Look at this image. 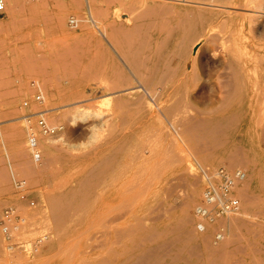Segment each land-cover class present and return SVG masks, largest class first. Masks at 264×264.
Instances as JSON below:
<instances>
[{"label": "rangeland", "instance_id": "374dc122", "mask_svg": "<svg viewBox=\"0 0 264 264\" xmlns=\"http://www.w3.org/2000/svg\"><path fill=\"white\" fill-rule=\"evenodd\" d=\"M17 1L10 0L11 6L0 15V79H3L0 88V216L8 207L15 209L9 223L11 230L5 232L0 224V264H264V190L259 185L264 179V10L258 5L260 0H248L249 9L235 4L234 0H220L228 6L226 12L198 3L208 0H178L174 1L173 11L161 8L149 18L139 16L146 8L143 0L132 4L112 0H19L18 6ZM200 10L207 20L203 28L200 30V26L199 32L192 35V43L198 45L197 54L191 55L193 60L190 67L187 65L190 74L179 89L190 101L188 113L193 117L190 125L183 127L177 116L162 110L150 92V85L141 87L139 95H128L127 91L114 93L122 89L116 73L118 68L126 66V57H123L130 44L142 57L171 59L185 28ZM233 13H243V16ZM152 19L158 24L156 28L149 27L148 21ZM115 27L122 30L116 31ZM201 40L204 41L199 42ZM160 41L168 43L164 45ZM237 42L242 50H247L243 56L252 67L247 79L252 84L233 94L224 89L225 94L221 87L226 71L222 68L223 59L237 48ZM39 118L56 126L58 131L54 135L43 133ZM32 137L37 142L39 160L34 157ZM168 147L171 151L163 153ZM20 148L24 152H20ZM48 148L52 149L54 158H49ZM68 153L75 157L72 163L64 158ZM228 154L235 155L233 166L232 160L226 158ZM121 160L129 161L131 170L145 171V176L141 172L144 180L153 171L154 178L161 179L138 206L128 248L111 245L110 222H103L99 216L111 202L109 174ZM162 160L168 167L165 165L158 173L164 167ZM156 162L162 167L155 168ZM222 167L224 175L211 174ZM238 168L246 173L243 181L251 176L249 182L243 184V192L247 194L234 191L231 198L239 201L244 213L240 210L220 217L215 203L224 190L227 174H233ZM86 171L93 181L90 195L85 207L72 215L67 232L70 234L59 242L48 194L65 187H78ZM101 177L107 181L102 183L103 190L99 185L98 198ZM150 177L153 178V174ZM172 186L173 190L176 186L177 192H183L182 197L171 190ZM192 189H196V195L187 208L185 201ZM204 189L216 195V201L213 199V203L206 204L213 214L209 215L208 211L204 214L206 217H201L196 209L205 203ZM217 231L222 235L217 237ZM240 232L242 236L238 237ZM53 238L55 244H52ZM228 240L230 245H227ZM66 244L70 247L69 254L65 251L69 248ZM61 248H66L65 255Z\"/></svg>", "mask_w": 264, "mask_h": 264}, {"label": "bare ground", "instance_id": "6f19581e", "mask_svg": "<svg viewBox=\"0 0 264 264\" xmlns=\"http://www.w3.org/2000/svg\"><path fill=\"white\" fill-rule=\"evenodd\" d=\"M19 1V0H18ZM18 1L16 2V5L18 6ZM94 1V0H93ZM111 1V0H110ZM115 1L117 3H120V4H132L134 1L136 0H112V2ZM142 1V0H140ZM174 1H178V0H143V2H145L146 4V8L144 11H142L139 16H145L147 18L151 17L154 13L156 12H159L161 8H163V10H166V12L168 11H173V8L175 7L176 3ZM180 1H187V0H180ZM209 2H198L199 4H206V5H211L212 7L210 8H220L219 11H228V6L226 7V5L220 3L219 1L220 0H208ZM248 0H234V3L235 4H238V5H244V7H246V5H248L249 2H247ZM10 0L7 1V5H6V8H8V5L9 4ZM192 2V1H191ZM194 2V1H193ZM258 2V1H256ZM258 5L260 8H262L264 10V0H260V2H258ZM257 5V6H258ZM11 6V5H10ZM203 6V5H202ZM226 7V8H225ZM242 7V6H241ZM249 7V6H248ZM248 7H246L247 9H249ZM14 8V6L12 7ZM209 8V9H210ZM237 8V7H236ZM175 9V8H174ZM207 9V8H206ZM241 9V8H239ZM245 9V8H244ZM246 9V10H247ZM218 10V9H217ZM230 10V9H229ZM235 10V9H234ZM233 10V12H234ZM238 11V10H236ZM259 11V10H258ZM232 12V11H230ZM246 12V11H244ZM253 12V11H252ZM264 12V11H262ZM170 13V12H169ZM172 13V12H171ZM174 14V13H173ZM229 14V12H228ZM234 15H238V14H241L240 16H243V13H233ZM261 14V13H260ZM229 15H232V14H229ZM140 17V18H142ZM162 17V16H161ZM164 17V16H163ZM133 19V18H131ZM130 19V20H131ZM136 19V18H135ZM143 19V18H142ZM163 19V18H162ZM153 20V19H152ZM149 20L148 21V24H149V27L150 28H156L157 27V22H154V20ZM169 20V19H168ZM206 19V16L204 14V11L203 10H200L196 15H195V19L192 20L191 23H189L188 27L185 28V33L182 35V37L180 38V40L178 41V43L176 44V48L174 50V54L175 55L174 57H171V59H165L164 61H160V59L158 57H152V56H145V57H142L140 55H138L132 48H133V45L130 44V46L127 48V50H125V55L123 58L126 57V66L125 68L121 67V68H118L117 69V79L118 81L120 82V86L122 89H118L116 90L114 93L116 94H121L122 92H126L127 91V94L128 95H139L140 92H141V87L144 89V88H147L148 85H150L151 87V94L154 98H156L158 100V104H159V107L162 109V110H166L168 112V114L170 115H173V116H177L179 121L182 122L181 125L184 126V124H191V122L193 121V117H192V113L189 114L188 113V108L190 107V101L186 98L187 97V94H182L181 91L182 90H179L180 89V86H181V83L184 81V79L187 78V76L190 74L189 72H187V65L191 64V60H193V58L191 57V55L194 57V55L197 54V48H198V45H195L196 43H192V35L196 34L197 32H199V27L201 26L200 30L203 28V24L205 22ZM185 17L181 18V22H183V25L185 23ZM166 21H164L165 23ZM123 23V22H122ZM131 23V22H130ZM163 23V24H164ZM115 25V24H114ZM166 25V24H165ZM134 26V25H133ZM136 26V25H135ZM164 26V25H163ZM123 28V27H122ZM137 28V27H136ZM242 28V27H241ZM240 28V30H241ZM128 29V28H127ZM176 29V28H175ZM115 30L116 31H121L122 29L121 28H116L115 27ZM171 30L173 29H170L169 31L171 32ZM138 32V31H137ZM170 32H169V35H170ZM175 32V31H174ZM174 32H171L172 34H174ZM146 33V32H145ZM213 33V32H211ZM136 34V33H135ZM204 36V34H202ZM124 36H127V35H124ZM196 36V35H195ZM209 35H207L206 37L208 38ZM129 38V37H128ZM206 38V39H207ZM217 38V37H216ZM148 39V38H147ZM152 39V38H151ZM167 39V38H166ZM205 39V41H206ZM215 39V38H214ZM214 39H212V41H214ZM218 39V38H217ZM220 39V37H219ZM138 40V39H137ZM211 40V39H210ZM227 41V39H224V41ZM204 40H201L199 42H202ZM216 41V39H215ZM137 42V41H136ZM142 42V40H141ZM163 43L165 45V43L167 44L168 42L165 41V43L163 41H160V43ZM228 42V41H227ZM121 43V42H120ZM119 43V44H120ZM215 43H218L215 42ZM144 44V43H142ZM198 44V43H197ZM211 44V43H210ZM124 45V44H123ZM240 44L237 42L236 43V46L237 48L235 50H232L231 52H228L227 54L228 55H224V59H223V64H222V68L225 71V81L222 82L223 85L220 86L223 88V92L225 93V90L228 92V93H238V92H242L244 90H246L248 87H250V84L251 81H250V84L248 83L247 79L249 78L248 76V73L249 71L252 69V67L248 66L246 64V58L243 56L244 54H247V50H242L239 46ZM121 46V44L119 45ZM127 46V45H126ZM142 46V45H141ZM167 46V45H166ZM163 47V45H162ZM215 47V46H214ZM151 48V46H150ZM161 48V47H160ZM218 49V48H217ZM162 50H165L162 48ZM138 52V50H137ZM140 53V52H138ZM164 55V54H163ZM161 57V56H160ZM196 57V56H195ZM76 60V59H75ZM32 63V62H31ZM193 63H196V62H193ZM193 66V64L191 65ZM190 67V65H189ZM189 73V74H188ZM254 73V72H253ZM251 76V75H250ZM3 80V79H2ZM0 79V88L2 87L3 85V81ZM152 83V85H151ZM41 86V85H40ZM52 85L51 86H48L47 88L48 89H51ZM115 87V86H114ZM113 87V88H114ZM221 88V89H222ZM220 89V90H221ZM145 92V91H144ZM222 92V91H221ZM221 93L224 95V93ZM227 94V93H225ZM1 95V94H0ZM150 96V95H149ZM228 96V95H227ZM119 98V97H118ZM152 98V97H151ZM152 98V99H154ZM222 98V97H221ZM226 98V96L224 97ZM222 98V100L224 99ZM231 98V97H230ZM167 99V101H166ZM227 99V98H226ZM225 101V100H223ZM227 101V100H226ZM1 102V101H0ZM223 103V102H222ZM71 104H75V103H71ZM153 103H151V106ZM155 104V103H154ZM125 105V104H124ZM222 105V104H221ZM88 106V105H87ZM155 106V105H154ZM153 106V107H154ZM192 106V104H191ZM196 107V106H195ZM206 107V106H205ZM222 107V106H221ZM192 108V107H191ZM190 108V109H191ZM197 108V107H196ZM194 109V108H193ZM85 111V110H84ZM128 111V110H127ZM198 111V109H197ZM200 111V110H199ZM199 111L197 113H199ZM264 111V110H262ZM261 111V113H262ZM191 112V111H190ZM202 112V111H201ZM84 113V112H82ZM89 113V112H88ZM96 114V113H95ZM264 114V113H263ZM90 115V113L88 114ZM202 115V114H201ZM84 116V115H83ZM194 116V115H193ZM259 116V115H258ZM264 116V115H263ZM123 118V117H122ZM259 118V117H258ZM260 120V119H259ZM264 120V119H262ZM168 121V120H167ZM202 121V120H201ZM258 121V119H257ZM261 121V120H260ZM259 121V122H260ZM173 123V122H172ZM202 123V122H201ZM194 124V123H193ZM192 124V125H193ZM197 123L195 122V124L193 125V128L194 126L196 125ZM200 124V122H199ZM261 124V123H259ZM258 124V125H259ZM171 125V123H170ZM263 125V124H262ZM176 125H174L175 127ZM261 126V125H260ZM95 127V126H93ZM179 127V126H178ZM181 127V126H180ZM179 127V129H181ZM190 128V127H189ZM198 128V127H196ZM195 128V130H196ZM169 129V127H168ZM175 129V128H174ZM178 129V128H177ZM199 130V128H198ZM206 130V128H205ZM169 131V130H168ZM181 132V130H180ZM187 132H189L187 130ZM186 132V133H187ZM202 132V131H201ZM219 131L217 130L216 133H218ZM264 132V131H263ZM140 134V133H139ZM143 134V133H142ZM155 134V133H154ZM153 134V136H154ZM168 133H166L167 135ZM212 134V132H211ZM242 134V133H241ZM263 134V133H262ZM188 135V133H187ZM191 135V134H189ZM196 135V134H195ZM202 135H203V132H202ZM264 135V134H263ZM161 136V135H160ZM159 136V137H160ZM198 136V135H197ZM262 136V135H261ZM167 137V136H166ZM174 137V136H173ZM35 141L36 139L33 138ZM142 139V138H141ZM175 139V137H174ZM174 139H172V141H174ZM184 139V138H183ZM193 139V138H192ZM196 140L197 137L195 138ZM201 139V144L203 143V140H202V137H200ZM204 139V138H203ZM176 140V139H175ZM194 140V139H193ZM158 141V140H157ZM207 141V140H206ZM176 143V141H174ZM185 142V140H184ZM199 142V140H198ZM197 142V143H198ZM209 142V141H208ZM173 143V142H171ZM195 144V143H194ZM199 144V145H198ZM197 145L199 146V148L202 149V147L200 146V142L198 143ZM204 144V143H203ZM171 145V144H169ZM186 145V144H185ZM206 145V144H205ZM216 145V144H214ZM172 146V145H171ZM22 147V146H20ZM158 147V146H157ZM197 147V146H196ZM152 148V146H151ZM169 148V149H168ZM166 150H164L163 153H165L167 150H170L171 151V148L168 147ZM174 148V147H173ZM189 148V147H188ZM191 148H193L191 146ZM203 148H204V145H203ZM206 149V148H205ZM209 149V148H208ZM192 150V149H191ZM198 150V149H197ZM154 150H152L153 152ZM156 151H158L156 149ZM169 151V154H171V152ZM193 151V150H192ZM239 151V150H238ZM236 151V152H238ZM20 152H24V149L23 148H20ZM147 152V150H146ZM168 152V151H167ZM183 154H184V151H182ZM181 152V153H182ZM194 152V151H193ZM205 152V150H204ZM209 151H207V154H208ZM199 153V151H198ZM202 153V152H201ZM48 154H49V158H54V155H53V152H52V149L51 148H48ZM173 154V153H172ZM197 154V153H195ZM193 154V155H195ZM240 153H238L239 155ZM149 155V154H148ZM154 155V154H153ZM237 155V156H238ZM241 155V154H240ZM175 156V155H174ZM172 155V157H174ZM188 156H190V154H188ZM207 156V155H206ZM24 157V156H23ZM26 157V155H25ZM164 157V156H163ZM170 157V156H169ZM196 157V156H195ZM240 157V156H239ZM64 158L66 159V161L68 162H73L74 161V155L72 154H65L64 155ZM226 158L231 161L232 160V164L231 166H233V163L235 164V162L233 161L235 159V155L233 156V154H228L226 156ZM237 158V157H236ZM172 160V159H171ZM227 160V161H228ZM166 162V158L164 160ZM163 160L161 161V165L163 166ZM176 161V160H174ZM179 161V160H177ZM226 161V162H227ZM238 161H241V159H239ZM190 162V161H189ZM57 163V162H56ZM130 162L129 161H118L115 166L113 167L112 171L110 172V178H111V182H112V188H111V202L109 203V205H107V208L102 211V212H99V216L101 218V220L103 222L105 221H108L107 223L110 222V230H109V240L111 242V245L114 246H123L128 248L129 246H127V241H131L132 239V235L134 233V229H133V226H132V220L133 219H136L138 217V211H139V205H140V202L141 200H143L145 198V194H147V192L149 191V189L151 190V187H155L157 186V184H159L161 182V179H158V178H154L156 175L154 173V171L152 173H150L149 175L151 176V174H153V178L148 176V178H152L151 180L147 178V180H144L142 178V174L141 172L143 173L144 175V172L145 171H140V170H131V167H130ZM229 163V162H227ZM58 164V163H57ZM188 164H191V163H188ZM229 164V165H230ZM48 165V164H47ZM156 165V166H155ZM157 162L153 165L155 166V168L161 166V165H158ZM166 165V164H165ZM164 167H162L161 169H159L158 173L160 172V170H163V168H165L166 166L168 167V165H166ZM202 165V164H201ZM60 166V165H59ZM192 166V165H190ZM189 166V168H190ZM61 167V166H60ZM240 167V166H239ZM242 167V165H241ZM50 168V167H49ZM148 168V167H147ZM194 167H192L193 169ZM230 169V166L228 167ZM153 169V167H152ZM158 169V168H157ZM192 169L190 171H192ZM195 169V168H194ZM202 169V168H201ZM232 169V168H231ZM234 169V168H233ZM253 169V172L255 171L256 172V169L255 167L253 166L252 167ZM4 171V170H3ZM94 171V170H93ZM1 172V171H0ZM92 173V172H91ZM101 173L104 174V171L101 170ZM146 173V172H145ZM163 173V171H162ZM161 173V174H162ZM225 169L222 168H218L217 170H215L214 172H211V174H225ZM232 173V172H231ZM183 174V173H182ZM182 174H179V175H182ZM186 173H184L185 175ZM206 174V173H205ZM210 174V173H209ZM146 175V174H145ZM144 175V176H145ZM192 175V174H191ZM246 173L243 171L242 168H238L236 169L233 174H227L226 178H227V181L225 182L224 184V190L222 191L221 194H219V199L217 201V207L219 208V212L217 213V215H221L220 217H225L226 215H231L233 213H238L241 212L244 213V210L242 207H240V204H239V201L237 202L236 205H231L228 203V201L232 198V193L234 191L236 192H243L244 190V185L243 184H247L249 181L248 179L251 177L249 176V178L246 180V181H243L244 180V177H245ZM160 176V175H159ZM194 176V175H193ZM7 177V176H6ZM5 177V178H6ZM52 177V176H51ZM211 175L209 176V179H210ZM216 177V176H215ZM3 178V177H2ZM8 178V177H7ZM92 176L91 174H89L88 171H86L84 173V176L83 178L80 180V185L78 187H72L71 189L69 188H61L58 192H51L48 194V199H49V202L51 203L52 205V210H53V223H54V226L56 227L57 231H58V241L61 242V240H63V238L65 237L66 234H70V233H67L68 232V229L71 224V220H72V215L75 214L76 211H78L79 209H82L83 207H85L86 205V200L88 198V196L90 195V191H91V186H92ZM196 178H198L196 176ZM217 178V177H216ZM239 178H243V179H239ZM180 180V178H178ZM183 179V178H182ZM185 179V177H184ZM199 179V178H198ZM201 179V178H200ZM220 179V178H219ZM2 180V179H1ZM241 180V181H240ZM4 181V180H3ZM105 181H107V179L105 177H101L98 181V198L100 197V193H101V190L99 189V185L101 184V186L103 185L102 183H104ZM185 181V180H184ZM182 181V182H184ZM199 181V180H198ZM248 181V182H247ZM62 182V180H61ZM171 182V181H170ZM172 184V183H170ZM175 184V183H174ZM185 184V183H184ZM183 184V186H184ZM196 184V182H195ZM193 185L192 186H197V185ZM56 185V184H55ZM58 185V184H57ZM56 185V186H57ZM62 185V183H61ZM59 185V186H61ZM176 185H179V183H177ZM259 185L260 187L262 188V190H264V179L260 180L259 182ZM22 186V185H21ZM176 187V186H175ZM174 187V190H173V186L171 187V190H173L174 192H177ZM182 187V185L180 184V188ZM56 188V187H55ZM58 188V187H57ZM102 190L104 189V186L101 187ZM178 188V189H180ZM185 189V188H184ZM52 190V189H51ZM182 190V188H181ZM179 192V195H181L182 197V194L184 192L185 195H187V192L186 189L181 192L180 190H178ZM219 191V189H218ZM248 191V190H247ZM104 192V191H102ZM170 192V191H169ZM168 192V193H169ZM176 193V194H177ZM181 193V194H180ZM243 194H247V193H244ZM169 195V194H168ZM167 195V196H168ZM172 195V193H170V196ZM184 195V196H185ZM196 195V189H192L191 192H189L188 194V198H187V201H185L186 205H187V208L189 207L190 208V205L192 204L193 200H194V197ZM144 196V198H143ZM200 196V195H199ZM241 197V195H239ZM216 195H213L211 193V191L208 189H204L203 192H202V198L203 200L205 199V203L204 205L201 204V205H198L197 206V212H198V215H200L201 217L202 216H205L204 214H206V212L209 211V209L207 208L206 204L207 202H211L213 199H215ZM238 197V196H237ZM143 198V199H142ZM167 198V197H166ZM165 198V199H166ZM184 198V197H183ZM258 198V197H257ZM245 199V198H244ZM251 199V198H250ZM253 199V198H252ZM260 199V198H259ZM186 200V198L184 199ZM235 200V199H234ZM246 200V199H245ZM254 200V199H253ZM258 200V199H257ZM255 199V201H257ZM216 201V199H215ZM233 201V199H232ZM214 201H212L213 203ZM248 202V201H247ZM162 203V202H161ZM161 203H159L161 205ZM183 203V202H182ZM195 204V202H194ZM214 204V205H215ZM242 205V204H241ZM158 207V206H157ZM178 207V206H177ZM180 207V206H179ZM159 208V207H158ZM187 208L185 209V214H187L188 210ZM174 209V207H173ZM100 210V209H99ZM172 210V209H171ZM243 210V211H242ZM156 211V209L154 210ZM164 211V210H163ZM168 211V210H167ZM170 211V210H169ZM264 212V211H263ZM164 213V212H163ZM260 213V212H259ZM52 214V213H51ZM151 214V213H150ZM213 213L211 211H209V215H212ZM258 214V212H257ZM256 214V216H257ZM162 215V214H161ZM161 215H159V217H161ZM164 215V214H163ZM239 215V214H237ZM260 215V214H258ZM165 216V215H164ZM163 217V216H162ZM197 217V216H196ZM30 218V217H29ZM153 218V217H152ZM151 218V219H152ZM211 218V217H210ZM232 218V217H231ZM230 218V219H231ZM150 219V220H151ZM157 219L158 216H157ZM161 219V218H160ZM201 218H199L200 220ZM223 219V218H222ZM234 219V218H232ZM95 220V219H94ZM93 220V221H94ZM152 220H155V219H152ZM227 220V219H226ZM237 220V219H236ZM202 221V220H200ZM1 222V221H0ZM217 222V221H216ZM230 222V221H229ZM233 222V220H232ZM252 222V221H251ZM256 222V221H254ZM102 223V222H101ZM106 223V225H107ZM204 223V222H203ZM207 223V222H206ZM218 223V222H217ZM1 224V223H0ZM222 224V223H221ZM19 225V224H18ZM29 225V224H28ZM11 226V225H10ZM200 226H203V224H200ZM199 226V227H200ZM221 226V225H220ZM231 226V225H230ZM238 226V225H237ZM3 227V226H2ZM109 227V225H108ZM233 227V226H232ZM49 228V227H48ZM234 228V227H233ZM238 228V227H237ZM245 228V227H244ZM215 229V228H213ZM11 230V229H9ZM29 230V229H28ZM237 230V229H236ZM248 229H246L247 231ZM37 231V230H36ZM72 231V229H71ZM241 231L240 229L238 230V232ZM259 231V230H258ZM17 233V232H16ZM169 233V232H168ZM241 233V232H240ZM238 233V237L241 235L242 236V233L240 234ZM248 234V233H247ZM13 235V234H12ZM15 235V234H14ZM13 235V236H14ZM222 233H216V236L219 237L221 236ZM16 236V235H15ZM255 236V235H253ZM258 236V235H257ZM19 237V236H18ZM77 238V237H76ZM79 238V237H78ZM46 239V237H45ZM72 239V238H71ZM244 239V238H243ZM73 240V239H72ZM71 240V241H72ZM151 240V239H150ZM224 239H222V242H223ZM74 241V240H73ZM246 241V240H245ZM53 243L52 244H55V241H54V238H53ZM70 242V241H69ZM68 242V243H69ZM103 242V241H102ZM216 242V241H215ZM42 243V242H41ZM230 243V241L228 240L227 242V245H230L228 244ZM254 243V242H253ZM22 246H23V243H21ZM13 245V244H12ZM16 247L18 244H15ZM26 245V243H25ZM31 245V244H30ZM29 245V247H30ZM41 245V244H40ZM226 245V244H225ZM37 246V245H36ZM63 246V245H62ZM66 247L68 246V244L65 245ZM211 246V245H210ZM69 247V246H68ZM67 247V248H68ZM105 247V246H104ZM212 247V246H211ZM244 247V246H243ZM250 247V245H249ZM263 247V246H262ZM38 248V247H37ZM60 248V247H59ZM111 248V247H110ZM193 248V247H192ZM246 249V247H244ZM66 249V248H65ZM64 249V250H65ZM70 247L68 248V250H65L67 253L69 250ZM244 249V251H245ZM252 249V248H251ZM38 250V249H37ZM36 250V251H37ZM62 250V248H61ZM62 250L65 255V251ZM110 251V249H108ZM113 250V248H112ZM239 250V249H238ZM255 250V249H253ZM251 250V251H253ZM243 251V252H244ZM14 252V251H13ZM61 252V251H59ZM108 252V251H106ZM214 252V251H213ZM241 252H242V249H241ZM257 252V251H256ZM18 253V252H16ZM58 253V252H57ZM55 253V254H57ZM62 253V252H61ZM66 253V254H67ZM73 253V252H72ZM197 253V252H195ZM227 253H230L229 251H227ZM225 252V254H227ZM246 253V252H245ZM69 254V253H68ZM168 254V253H167ZM175 254V253H174ZM189 254V253H188ZM224 254V255H225ZM247 254V253H246ZM176 255V254H175ZM53 256V255H52ZM178 256V255H177ZM55 257V255H54ZM62 257V256H61ZM197 257V256H196ZM261 257V256H260ZM14 258V257H13ZM19 258V257H17ZM48 258V257H47ZM143 258V257H142ZM171 258V257H170ZM177 258V257H176ZM192 258V257H191ZM244 258V257H243ZM15 259V258H14ZM44 260V258H43ZM174 260V259H173ZM178 260V259H177ZM56 261V260H55ZM214 261V260H213ZM224 262V261H223ZM251 262V261H250ZM231 263V262H230ZM241 263V261H240ZM257 263V262H256ZM25 264V263H24ZM46 264V263H45ZM124 264V263H123ZM263 264V263H262Z\"/></svg>", "mask_w": 264, "mask_h": 264}, {"label": "built area", "instance_id": "2783aa9c", "mask_svg": "<svg viewBox=\"0 0 264 264\" xmlns=\"http://www.w3.org/2000/svg\"><path fill=\"white\" fill-rule=\"evenodd\" d=\"M7 1L8 0H0V15H3L6 12ZM37 98L39 99L40 96H37ZM38 125L42 130V132L47 135H54L58 131L56 126L50 125L44 118H39ZM33 138L34 137L31 138V146L34 149V157L35 159L39 160L40 152L38 151L37 148V142ZM19 185H21V183H19ZM237 202L238 201L236 199L235 200L233 199V201L232 199H230L228 201V203L231 205H236ZM14 213H15V209L13 207H8L4 209L3 213L0 216L1 224L5 232L9 230V223L14 218Z\"/></svg>", "mask_w": 264, "mask_h": 264}]
</instances>
